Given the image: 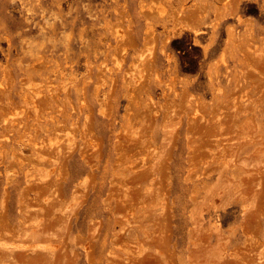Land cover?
<instances>
[{"label":"rangeland","instance_id":"rangeland-1","mask_svg":"<svg viewBox=\"0 0 264 264\" xmlns=\"http://www.w3.org/2000/svg\"><path fill=\"white\" fill-rule=\"evenodd\" d=\"M0 264H264V0H0Z\"/></svg>","mask_w":264,"mask_h":264}]
</instances>
